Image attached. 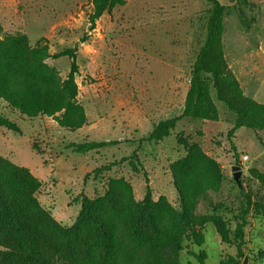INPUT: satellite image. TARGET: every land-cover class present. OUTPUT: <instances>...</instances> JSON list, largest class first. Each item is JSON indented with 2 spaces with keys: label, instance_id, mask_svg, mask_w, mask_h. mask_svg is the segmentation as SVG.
<instances>
[{
  "label": "rangeland",
  "instance_id": "374dc122",
  "mask_svg": "<svg viewBox=\"0 0 264 264\" xmlns=\"http://www.w3.org/2000/svg\"><path fill=\"white\" fill-rule=\"evenodd\" d=\"M125 1L105 12L90 30L92 0H0V38L5 33H24L31 45L45 38L52 54L76 50L77 98L88 118L84 127L70 132L52 119L24 116L0 98V113L21 128L16 133L0 126V153L41 180V204L70 226L81 200L104 194L112 178L129 181L138 200L149 186L155 199L166 196L179 208L169 166L186 154L190 144L198 143L224 172L222 189L208 192L198 212L222 214L234 229L248 194L253 201H264V185L251 174L252 168L264 172V131L243 127L230 139L236 115L213 93L218 121L182 118L170 136L142 140L159 120L182 113L212 4L207 0ZM219 1L228 6L223 39L229 67L244 92L264 103V0H249L245 7L249 26L241 22L235 0ZM47 62L64 79L72 66L69 56L51 57ZM94 140L121 142L85 154L71 147ZM135 150L142 164L139 172L128 161L111 165ZM108 166L109 170L104 169ZM234 166L242 170L240 186L234 180ZM247 218L241 247L224 244L209 223L201 247L186 241L179 255L171 250L166 255L178 264H200L190 252L202 250L207 264H221L229 255L239 264H264V209L254 205Z\"/></svg>",
  "mask_w": 264,
  "mask_h": 264
},
{
  "label": "trees",
  "instance_id": "16d2710c",
  "mask_svg": "<svg viewBox=\"0 0 264 264\" xmlns=\"http://www.w3.org/2000/svg\"><path fill=\"white\" fill-rule=\"evenodd\" d=\"M207 1L212 7L206 36L192 68L183 111L177 117L159 120L142 140L160 141L170 136L182 118L218 121L219 109L213 93L236 115L230 139L243 127L264 131V103L244 92L226 58L223 37L228 6L219 0ZM125 2L92 0L89 29L96 28L97 20L105 12ZM235 5L241 22L249 26L245 7L250 1L235 0ZM44 40L31 45L24 33H5L0 38V98L24 116L52 119L60 128L75 132L88 120L85 107L77 98L76 50L52 54ZM63 56L72 58L65 79L47 62L51 57ZM0 126L21 133L20 126L1 113ZM120 142L94 140L73 143L71 147L74 152L85 154ZM122 161H128L135 172L141 170L137 150L111 165ZM104 169L109 170L110 166ZM169 169L179 208L166 196L155 199L149 186L144 198L138 200L129 181L112 178L104 194L81 200L76 220L68 226L38 199L41 180L28 167L13 163L0 153V264H178L166 255L167 251L179 255L186 249V241L201 247L209 223L214 224L224 244L237 243L239 247L245 244L247 217L254 205L264 209V201H253L248 194L247 205L235 217L237 223L232 229L222 214L198 212L201 199L223 187V168L215 158L200 144L192 143ZM251 174L264 185V172L252 168ZM190 253L200 264H207L204 251ZM221 264H239V260L229 255Z\"/></svg>",
  "mask_w": 264,
  "mask_h": 264
},
{
  "label": "water",
  "instance_id": "95a60500",
  "mask_svg": "<svg viewBox=\"0 0 264 264\" xmlns=\"http://www.w3.org/2000/svg\"><path fill=\"white\" fill-rule=\"evenodd\" d=\"M237 169H239V170L236 171ZM233 170H235V172H234V180L240 186L241 185L240 176L242 174V170L240 169L239 166H234ZM244 264H246V261L244 262Z\"/></svg>",
  "mask_w": 264,
  "mask_h": 264
}]
</instances>
